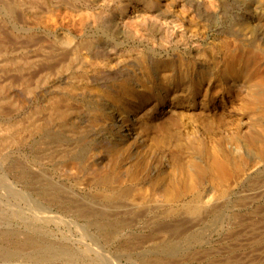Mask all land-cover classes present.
<instances>
[{
  "label": "rangeland",
  "instance_id": "374dc122",
  "mask_svg": "<svg viewBox=\"0 0 264 264\" xmlns=\"http://www.w3.org/2000/svg\"><path fill=\"white\" fill-rule=\"evenodd\" d=\"M35 1L0 0V21L8 23L0 40V264H264V104L252 100L251 90L264 96L263 84L256 90L245 79L243 92L226 90L220 111L226 122L212 123L210 138L187 134L185 129L199 126L184 124L181 145L187 154L209 164L199 146L221 144L233 163L228 162L232 177L224 187L203 177L196 189L182 187L170 201L162 184H148L164 177L183 180L168 167L173 149L147 146L135 134L122 140L128 124L122 129L115 122L114 109L97 115L83 103L82 92L73 97L79 103L53 113L43 103L53 96L45 84L55 72L50 59L36 67L40 46L33 42L41 31L36 20L51 9L92 12L97 26H87L76 41L99 40L117 51L113 57L101 54L99 62L120 65L118 72L128 79L144 71L148 59L190 58L194 71L208 72L223 55L220 31L229 37L238 31L245 70L264 80V0ZM137 15L157 21L140 23L143 40L122 37L120 21ZM22 40L29 43L23 46ZM75 68L68 63L60 71L73 78ZM82 86L79 81L77 88ZM236 95L251 106L238 96L239 104ZM136 173L140 180L132 181ZM8 180L39 201L25 202L28 196L15 189L19 195H12Z\"/></svg>",
  "mask_w": 264,
  "mask_h": 264
},
{
  "label": "bare ground",
  "instance_id": "6f19581e",
  "mask_svg": "<svg viewBox=\"0 0 264 264\" xmlns=\"http://www.w3.org/2000/svg\"><path fill=\"white\" fill-rule=\"evenodd\" d=\"M35 2H38L39 5L41 2H46V0H36ZM2 9L4 8L2 7ZM48 12V15L46 14V16L43 15L42 17H38V20L35 22V29H40L41 31H37L36 34L33 33L34 35L31 34V37L32 35L34 36L33 38L36 36L35 41L33 42L40 46L39 50H36V48L35 51L31 50L35 53L34 57L37 58L36 61L40 62L36 64V67L39 68L43 58L50 59V64H52L51 70L55 72L52 77L53 79L51 78L52 80L45 84L48 89L52 90L53 96L46 100L43 105L47 104L53 113H56L57 110L59 113L61 111L65 112V109H67L68 106L79 103V101L75 100L73 97L76 92H82V97L84 98L83 103L91 107V109H94L97 115L101 116V114H105V109L110 111L114 109V111L116 110L113 112L116 116L114 119L115 122L122 127V129L128 124V128L122 131L124 136L121 138L122 140H127L128 137L132 136L131 134H135L137 137H142L147 146H164L168 149H173L170 153L171 162L168 167L178 171L180 174L179 177L181 176L180 178H183V180H180L179 178L172 179L170 177H164L158 180L153 179L155 183L150 181L148 184L150 186L157 183L162 184V191L170 201L179 198L182 187L184 189L187 188V190L189 189V191L196 189L198 180L203 177H212L213 181H216L223 187L229 183L233 170L232 168L230 169L229 166L231 161L229 158L228 160L226 159L228 155L224 154L225 152L223 153V146L221 144L219 146L217 144L215 145V143L214 145L209 146H199V149L205 150L206 155L210 158V163L207 164L201 162L202 160H197L193 156L191 157L187 154L181 145V133L183 134L182 127H185L184 124H195L199 126L198 131L194 130L193 126H191L193 129L188 128L189 130L184 128L186 131L190 132L187 134L198 132L203 134V136L210 138L212 135H209L212 133L210 125L214 122H217L216 124H218V121L220 122L224 117L221 115L220 111L226 106L224 96L226 90L231 87L233 92L234 90L239 92L238 89H241L245 79H248L249 83L252 84V86L254 85L255 89L260 84L264 85L263 77L259 76L258 73H248V69L245 70L246 66L243 64L244 62H242L244 60L241 59V57H239L240 55L237 53V50L240 49L239 46L241 42H244L243 34L241 35L237 31L235 34L230 35L233 37H229L225 35L227 34V30L220 31V34H222V38H219L221 42L220 49H222L220 50V54L222 51L223 55L220 56L218 60L214 61L215 63L213 67H208V72H203L202 70L200 72L194 71V61L190 58H186L185 60L169 58L165 61L148 59L146 60L144 71L140 70L141 72L137 74L133 71L134 73H132L133 75H130V78L124 79L125 75L121 74V71L118 72L119 64V66L116 67L117 64L110 65L111 61H108L103 66V64H101L102 62H99V58L102 56L101 54L105 55L108 53L113 57L117 54V51L109 49V46H104L99 40H85L80 41L79 43L76 41L75 37H80L81 34L85 33L87 26H97L98 21L92 12L81 11L80 13H76V11L74 12L72 10L62 11L59 9H51ZM137 19L140 21L137 22ZM137 19L128 18L127 20L123 19V21H120V25L117 27L120 28L122 37L143 40L145 35L141 32L142 26L140 23L144 24L145 22L154 25V22L157 21L156 19V21L151 20L150 22L143 15H137ZM162 24H164V22H162ZM4 25H8V23ZM4 25L0 21V40H3V37L7 34V29L5 30ZM60 27L70 29L71 32L73 29L75 34L71 35V32L69 34H58L57 31ZM13 28L17 29L16 25H14ZM167 34L168 33H165L166 38L168 37ZM230 38L231 41L229 40ZM18 42L20 43L18 39H15L13 43H16L17 45ZM23 42L26 41L22 40L21 43ZM80 45H82V47H80ZM83 49L85 51H83ZM7 52L10 53L9 50ZM68 63L72 67H76L72 71L74 74L73 78H70L68 75L65 76L64 72L60 71L64 65ZM48 72L51 71L48 70ZM39 74L41 73L38 71L37 76ZM79 81H82L83 86L77 88ZM245 82L247 81L245 80ZM252 88L253 87H251L252 92L254 91L253 93L251 92L253 94L252 100L257 104L263 105L264 96L259 95L260 93L257 91L255 92ZM60 90H62L61 92L63 93L66 91L67 94H59L58 91ZM57 92L58 95H56ZM236 96L237 99L240 97L242 101H244L243 97L239 95ZM237 99L236 101L239 103L240 99ZM248 102L244 101V105L246 104L248 106ZM251 104L255 105V103ZM240 106H243V104ZM223 122H226V120ZM237 132L238 134L240 133L239 131ZM196 134L197 133H195V135ZM234 134L235 133L233 132L232 136ZM193 135L191 134V136ZM191 136L188 138L190 139ZM239 136L237 133L234 136V149L237 151L243 147L237 140ZM231 164L233 163L231 162ZM137 173L134 174L133 177L131 176L132 179H130L132 181L140 180V175ZM106 180H108V178H106ZM8 181V184L10 183V186L13 189L11 191L12 195L15 189L16 192L28 196V199H25L26 195L23 196L25 197V200H23L25 202L29 199V202L39 201L30 193L19 189L17 183H15L16 181ZM9 189L10 188H8V190ZM15 191L14 194L16 193ZM18 197L20 199L21 196ZM49 210L50 212L53 211L51 209ZM50 216L56 218L59 224L62 222L66 224L65 222H67L66 219H63L64 217L62 218V216H58L57 213L52 212ZM74 225L75 227L76 225L79 227H85L77 222L74 223L73 226ZM82 231H84V229Z\"/></svg>",
  "mask_w": 264,
  "mask_h": 264
}]
</instances>
